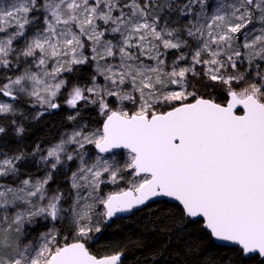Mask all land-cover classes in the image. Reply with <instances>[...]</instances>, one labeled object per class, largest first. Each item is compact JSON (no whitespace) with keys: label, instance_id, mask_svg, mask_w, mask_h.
Instances as JSON below:
<instances>
[{"label":"snow or ice","instance_id":"1","mask_svg":"<svg viewBox=\"0 0 264 264\" xmlns=\"http://www.w3.org/2000/svg\"><path fill=\"white\" fill-rule=\"evenodd\" d=\"M129 253L264 264V0H0V264Z\"/></svg>","mask_w":264,"mask_h":264},{"label":"trees","instance_id":"2","mask_svg":"<svg viewBox=\"0 0 264 264\" xmlns=\"http://www.w3.org/2000/svg\"><path fill=\"white\" fill-rule=\"evenodd\" d=\"M53 123L58 124V118H53ZM47 132H48V129H41L40 131H38L37 135L43 137L46 135ZM128 232H131L133 237L138 234V233H136L135 228H134L132 223L125 222L124 232L121 233L120 235L123 236V235L127 234ZM97 246L99 247V245H97ZM135 255L139 256V255H141V253L136 252ZM127 264H134V259H133L132 253H129Z\"/></svg>","mask_w":264,"mask_h":264}]
</instances>
